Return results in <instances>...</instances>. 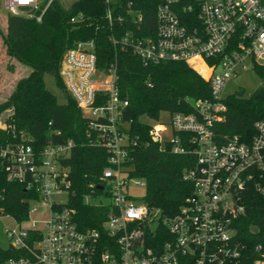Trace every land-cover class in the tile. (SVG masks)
<instances>
[{
    "label": "built area",
    "instance_id": "1",
    "mask_svg": "<svg viewBox=\"0 0 264 264\" xmlns=\"http://www.w3.org/2000/svg\"><path fill=\"white\" fill-rule=\"evenodd\" d=\"M55 1L4 0V5L10 15L40 23ZM103 6L95 33L99 28L111 32L115 55L130 54L143 66L183 62L209 85L211 100L197 102L192 113L165 112L168 121L158 119L148 130L160 147L169 143L180 154L179 135H192L195 166L183 176L192 184L191 198L173 217H162L142 202L145 183L132 178L126 166L132 140L123 119L128 101L119 93L117 61L98 67L94 34L64 52L59 76L94 134L90 143L108 155L83 198L107 206L105 221L100 229L78 228L69 168L62 164L70 158L72 141L36 150L24 132L13 133L12 141L0 144V172L37 196L28 201L26 220L0 215L14 224L3 229L6 248L20 254L5 264H248L233 224L245 213L244 196L255 191L264 197V120L254 123L247 142L219 136L214 125L225 118L229 81L252 71L260 86L264 83V0H146L144 8L133 0H104ZM86 22L93 24L82 13L69 19L72 25ZM135 188H142V196L133 195ZM63 193L66 202L59 203ZM46 206L47 218L30 223V215ZM249 264H264V254Z\"/></svg>",
    "mask_w": 264,
    "mask_h": 264
},
{
    "label": "trees",
    "instance_id": "2",
    "mask_svg": "<svg viewBox=\"0 0 264 264\" xmlns=\"http://www.w3.org/2000/svg\"><path fill=\"white\" fill-rule=\"evenodd\" d=\"M132 1V0H124ZM144 8L146 0H133ZM104 0H76L65 8L55 1L42 21L9 15L7 33L3 40L6 54L30 67L31 71L20 79L10 96L0 104V114L9 130L0 129V144L13 139V133L24 132L31 146L40 150L47 144L74 143L70 158L62 164L69 168L71 192L70 206L76 211V222L82 231L100 229L105 221L107 206L87 204L83 198L89 194L91 184L107 166L104 148L91 144L94 134L86 126L81 111L67 95L59 71L64 52L77 41L97 35L98 67L117 61L120 96L128 101L123 119L129 122V149L126 166L132 178L145 183L142 202L160 211L162 217H173L180 212L192 195V184L183 176L195 166V144L192 135L180 134L182 154L173 151L171 144L160 147L148 135L149 125L143 117L153 121L162 112L192 113L199 101L211 100L207 82L183 62H167L143 66L140 60L127 53H117L109 42L111 32L95 27L102 22ZM145 18L148 12L143 10ZM82 13L93 24L72 25L69 19ZM153 15V4L150 11ZM50 75L58 89L66 95V103L58 104L56 97L46 88L44 76ZM226 111L223 121L214 125L219 136H238L249 141L254 135V123L264 120V83L251 95L244 91L223 99ZM36 194L26 191L24 184L7 182L0 172V215H8L17 222L27 219L28 201ZM245 213L234 224L235 240L242 245L243 263L248 264L264 254V197L255 191L244 196ZM254 228L257 232L254 233ZM163 240V239H162ZM150 246L151 244L148 243ZM260 251L256 252L255 247ZM20 254L0 246V264Z\"/></svg>",
    "mask_w": 264,
    "mask_h": 264
},
{
    "label": "rangeland",
    "instance_id": "3",
    "mask_svg": "<svg viewBox=\"0 0 264 264\" xmlns=\"http://www.w3.org/2000/svg\"><path fill=\"white\" fill-rule=\"evenodd\" d=\"M61 5L65 8H68L73 4L75 0H59ZM9 13L4 5V0H0V104L5 101L10 94L13 92L16 83L28 76L31 69L30 67L24 65L23 63L17 61V59L10 57L6 54V47L3 44V40L7 33V19L9 18ZM46 88L56 97V102L58 104L66 103V95L65 93L58 89L55 85L54 79L50 75L44 76ZM260 86L259 77L252 71H248L242 73L238 78L229 81L226 84L224 89V95H232L238 91H244L245 96L251 95L258 87ZM6 115L5 112L0 114V126L5 124L3 122V117ZM160 123H164L168 121V114L162 112L159 116ZM141 122H144L148 125H155L156 121H153L149 118L143 117L140 119ZM135 196H142L143 190L142 188H135L131 191ZM67 199V193H63L58 197L59 203H65ZM157 210V209H156ZM48 211L47 206L30 215V223L31 222H39L43 221L47 218ZM13 222L11 219L7 217H0V246L2 248H6L8 242L3 235L4 228L13 227ZM26 227V226H25Z\"/></svg>",
    "mask_w": 264,
    "mask_h": 264
},
{
    "label": "water",
    "instance_id": "4",
    "mask_svg": "<svg viewBox=\"0 0 264 264\" xmlns=\"http://www.w3.org/2000/svg\"><path fill=\"white\" fill-rule=\"evenodd\" d=\"M21 11H22V12H27V11H29V10H28L27 8H22ZM98 189L101 190V187H99ZM253 232L256 233V232H257V229L254 228Z\"/></svg>",
    "mask_w": 264,
    "mask_h": 264
}]
</instances>
